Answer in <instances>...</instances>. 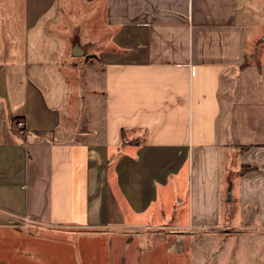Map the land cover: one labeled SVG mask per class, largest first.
Instances as JSON below:
<instances>
[{"label":"crops","instance_id":"crops-1","mask_svg":"<svg viewBox=\"0 0 264 264\" xmlns=\"http://www.w3.org/2000/svg\"><path fill=\"white\" fill-rule=\"evenodd\" d=\"M77 1L113 29L83 58L88 104L64 35ZM242 2L0 0V264H158L111 228L213 224L220 202L264 228V62Z\"/></svg>","mask_w":264,"mask_h":264},{"label":"rangeland","instance_id":"rangeland-1","mask_svg":"<svg viewBox=\"0 0 264 264\" xmlns=\"http://www.w3.org/2000/svg\"><path fill=\"white\" fill-rule=\"evenodd\" d=\"M74 7L76 13L70 15L68 31L64 35L69 46V63L76 67L78 77L85 82L83 98L88 104L90 96L98 92L94 91L89 79L85 81L91 76L87 71L88 65L83 64V58L86 57L85 63H93V54L107 46L113 29L105 21L103 3L99 8H88L77 1ZM242 8L245 12L242 21L248 24L250 30L247 62H264V0H243ZM72 46H81L80 52L74 53ZM99 74L95 79L96 84L99 83ZM98 97L99 104L103 105L101 95ZM212 204L215 208L217 202ZM220 204L221 219L213 224L197 223L191 227H181L147 223L111 229L123 233L122 246L127 243L126 247L135 250L158 247V264H264V228L255 225L243 227L232 220V215H236L237 202ZM196 208L199 210V206ZM173 232L178 235H171ZM174 249L175 253L169 251ZM109 261H113V258L108 255L102 264H109Z\"/></svg>","mask_w":264,"mask_h":264},{"label":"built area","instance_id":"built-area-1","mask_svg":"<svg viewBox=\"0 0 264 264\" xmlns=\"http://www.w3.org/2000/svg\"><path fill=\"white\" fill-rule=\"evenodd\" d=\"M17 125H18V128L19 130L24 133L25 135L28 133V130H27V127H26V124L24 122V120L21 118L20 120H18L17 122ZM27 223V222H26ZM27 225V224H25Z\"/></svg>","mask_w":264,"mask_h":264},{"label":"water","instance_id":"water-1","mask_svg":"<svg viewBox=\"0 0 264 264\" xmlns=\"http://www.w3.org/2000/svg\"><path fill=\"white\" fill-rule=\"evenodd\" d=\"M80 47L79 46H75V53L78 54L80 52Z\"/></svg>","mask_w":264,"mask_h":264},{"label":"trees","instance_id":"trees-1","mask_svg":"<svg viewBox=\"0 0 264 264\" xmlns=\"http://www.w3.org/2000/svg\"><path fill=\"white\" fill-rule=\"evenodd\" d=\"M15 120H17V118H16ZM247 168H251V166H247V167H245V169H247Z\"/></svg>","mask_w":264,"mask_h":264}]
</instances>
